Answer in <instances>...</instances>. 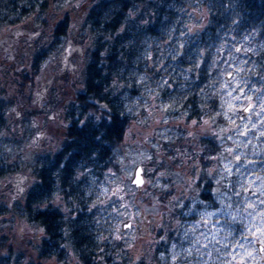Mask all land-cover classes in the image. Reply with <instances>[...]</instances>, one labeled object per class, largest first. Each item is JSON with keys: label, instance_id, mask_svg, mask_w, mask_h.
I'll use <instances>...</instances> for the list:
<instances>
[{"label": "clouds", "instance_id": "obj_1", "mask_svg": "<svg viewBox=\"0 0 264 264\" xmlns=\"http://www.w3.org/2000/svg\"><path fill=\"white\" fill-rule=\"evenodd\" d=\"M27 3L28 0H22ZM35 2V0H33ZM87 0H74L75 7L79 8L81 4ZM264 2V0H262ZM197 4L195 13L188 12L189 19L184 22L181 29L182 35L177 38L175 43H171V37L174 31L168 33V47L160 58L155 62L156 66H161L164 61L171 60L184 64L187 61L188 66L178 68L174 73L165 69L164 75L155 79L154 73H149L148 68L151 62L148 60V52L143 55L144 69L138 71L133 69L128 72L126 78L125 73L119 64H113V69L116 70V75L113 77L111 86L105 85L108 79L107 75L101 76L99 81H95L97 88H102L100 99H110V107L107 104H101L99 107L97 95H89L87 89L81 87L83 81L80 74L83 71L84 63L90 59L83 54V49L75 43L79 37H73L72 32H76L80 28L79 19H77L70 30L69 37L64 41L61 49L57 50V54L53 55L46 62V69L40 74V79L36 82L35 88H29L28 93L32 94V105L47 108L48 100L53 96L59 103L57 111L54 113V121L56 127H60L63 121V113L67 108L65 100L72 103L71 112L75 114V125H78V131L84 132L88 130L90 135L88 139L92 141L93 147L90 148L85 159L91 165L99 167L103 162V154L109 153L107 156L108 163L119 164V175L115 172L105 173V180L102 183H97L96 173L91 167L85 170V165L81 161L72 163L71 173L67 175V179L71 181L74 191L80 194L76 203H73L79 209L80 205H88L90 198L94 203H107L112 195H128L130 200L125 204V212L128 215H139L147 213L152 216L153 223L150 227L141 225L145 231H153L157 228L163 229L161 239L165 241L166 252H161L154 261L152 252L159 243L154 236L148 238L146 242L148 252L146 259L149 264H231L228 257L231 255L227 251L230 246L235 245L242 249L243 253L251 256L250 245H254L257 241H246L240 244L236 238V226L239 225L243 231V236H250L253 232L259 230L257 240L264 239V210H257V201L251 200L250 197L241 195L245 189L250 187L254 180H259L260 185L253 188V192L260 193L262 201H264V145L257 146V140L254 137H249L245 142L241 138V132H258L260 137H264V73L259 71V65L254 61L249 67H245L247 61L240 60L236 57V53L243 49L246 53L251 52L253 55H258L256 48L248 44V41L254 39L258 34V28L253 24V30L246 33L237 44L232 45L230 59L236 64L232 69L233 75L231 80L224 79L228 68H222L220 76L215 78L213 82L207 85L199 94L200 100L203 102L206 109V115H212L211 121L205 125H200L196 132L191 133L193 139L185 141L191 144L192 152L184 150L178 152L183 170L179 173L169 171L171 161L168 159L165 150L159 143H152L154 129L142 130V126L148 123L155 124L157 120H165L161 111H157V102L160 100L159 92L165 90L168 79L177 81L180 89L179 95H171L169 104L171 110L179 108L186 96L193 94L198 88L195 85V77L199 74V66L204 61L205 55L209 52V45L216 38V35L209 28L214 22L209 18L213 14H218L222 18L223 23L230 24L229 34L236 31L241 26L247 24L249 13L246 11V0H189V4ZM51 20V16L47 13L43 14ZM79 15V14H77ZM107 13L104 17H107ZM39 19V17H38ZM219 26V21L216 22ZM264 25V20L261 21ZM45 30L41 28L39 31L24 32L21 29H15L11 32L0 31V89L7 88L8 93L16 99L14 107L8 109V115L11 120L15 117H21L23 111L28 107L27 99H25L22 89H17L16 78L9 73L14 69H20L23 64L27 67L31 62V57L35 51L36 38L41 36ZM87 36L88 33H81ZM99 34V33H98ZM71 45L73 52H79V58L73 62L70 67L72 69V83L76 84L75 88L71 89L70 94L65 96V92L71 88V85H65L59 88L55 84V79L59 73V65L65 58L64 48ZM161 48L165 46L160 45ZM226 47V44L221 42L216 48L219 53ZM264 50V47H262ZM151 51V50H149ZM183 58V59H182ZM105 61H101V67ZM216 63L213 60V65ZM259 75L260 83L252 84L251 77ZM123 81V83H122ZM138 82V83H137ZM135 84L136 89H139L140 94L134 95L131 86ZM251 87L249 88V85ZM215 85V87H213ZM187 88V91L185 89ZM55 89V92H53ZM247 89V90H245ZM20 92L17 97L16 93ZM106 93V95H105ZM235 93V95H233ZM76 97H83L82 103L75 102ZM214 98H219L221 101L220 112L211 114L208 111L207 101ZM259 99L260 123H252L246 120L245 123L234 125L231 129H225L217 125L216 136H227L228 131L234 134L231 136L232 144L235 148L240 149L239 153H234L230 150L226 140H222V149L217 158V162L210 168H201L198 163L201 154L205 151L198 142V136L204 133H213L212 124L215 123V116H224L230 123L239 119L238 101H247L244 108H256L255 100ZM147 108L148 116H141V111ZM119 114L118 124L113 123V118ZM186 113L182 112L179 119H183ZM83 117V119H81ZM37 125H43V120H35ZM175 124V121H173ZM247 125V126H246ZM25 128L30 129L32 124H26ZM119 128L120 133L125 134L124 142L119 143V136L113 135L109 139L110 131L115 132ZM94 133V135H92ZM3 135V133H0ZM41 139L50 143L59 144L58 140H54L53 136L41 128ZM135 136V139L133 137ZM169 139L175 142V134L168 136L164 134L157 136V141L160 139ZM210 138V137H209ZM74 143H80L74 141ZM249 145L251 150L249 151ZM35 145H29L33 147ZM155 148L153 152L151 149ZM63 151V149H60ZM4 151L12 154L14 157L15 150L8 145H4ZM78 154V149L73 148L63 160L59 168L56 170L57 178L67 172V166L73 156ZM237 156L243 160V165L238 166ZM253 157H262L261 159H253ZM207 158V157H205ZM175 159V157H173ZM155 161H163V165L156 164ZM190 161V162H189ZM149 162L153 163L152 168H148ZM43 166L52 168L55 167L56 161L47 159L42 161ZM262 167L259 171L256 170V165ZM32 167L37 165L33 163ZM251 166V167H249ZM145 168L151 172L162 168L154 179L146 181L147 184L155 189V194L152 191L145 189H136L132 187V181L135 179V172L139 168ZM236 168L234 172L233 169ZM244 170L254 172V176H245ZM179 176V179L174 180L170 184L162 183L163 180L170 176ZM91 177L90 181L82 179ZM237 177V179H233ZM27 181L32 182L31 175L27 176ZM198 181L200 183L198 184ZM207 184V187L205 186ZM215 188H212V184ZM81 185H87L82 188ZM166 189H171L169 196L165 197L166 204L161 208L159 197L163 195ZM57 191L61 189L57 188ZM140 193L138 196L137 193ZM207 197V199L202 198ZM239 196V199L237 197ZM148 197L152 201V208L149 209L140 201ZM46 201L43 204H37L33 211L39 212L46 207ZM62 203V202H61ZM219 205V207H217ZM129 208H137L136 213L129 212ZM121 212H115V218L109 213L106 218L110 223H106L105 219L96 218V224L99 229L108 231L109 234L117 233L119 224L118 218ZM65 220L72 223L71 217L65 214ZM85 219L75 222L83 224ZM7 225L0 224V228L7 230ZM17 228V226H13ZM29 226L21 222L19 232L21 239L25 238L26 231ZM169 233H176L182 237L181 244L172 243L169 240ZM97 240L105 239L101 232L97 233ZM138 239V237H137ZM130 237L127 243H131ZM186 242V243H185ZM207 249V251H205ZM254 259H264V257H253ZM28 264V262H26Z\"/></svg>", "mask_w": 264, "mask_h": 264}, {"label": "trees", "instance_id": "obj_2", "mask_svg": "<svg viewBox=\"0 0 264 264\" xmlns=\"http://www.w3.org/2000/svg\"><path fill=\"white\" fill-rule=\"evenodd\" d=\"M246 2L249 22L236 31H232L231 34H229L231 25L223 23L222 18L218 17V14H213L209 17L214 23L206 27L204 31H208L210 28L216 35V38L209 45L210 50L199 66L198 76L195 77V85H198V88H196L193 94L186 96L180 107L174 109L171 114L177 116L184 112L186 113V121L191 118L196 120L197 123H201L204 120L211 121L212 115L205 114L206 109L203 102L200 100L199 93L207 85L211 84L215 78L220 76L222 68H228L229 70L226 72L228 73L236 67V64L230 59L231 47L237 44V41L241 40L246 33L253 30V24L257 26L258 34L254 39L249 40L248 44L253 45L259 54L253 55L251 52L246 53L241 49L240 52L236 53V57L240 60L247 61L245 67H249L255 61L256 64L260 66L259 71L264 73V50H262V47H264V25H261V21L264 20V2H262V0H246ZM65 4H67V0H35V2H33V0H28L27 3H23L22 0H0V29L7 25H17L29 18L36 21V23L44 24L43 14L47 13L51 8L61 9ZM196 8L197 4L192 3L190 5L189 0H97L90 4L83 19V23L88 26L85 29L87 33L91 32L95 36H98L97 40L95 38L91 40L93 48L90 51V59L84 71V88L88 90L89 95H97L98 103L107 104L110 107L111 97L100 99L99 96L103 89L97 88L94 82L99 81L101 76L107 75L108 79L104 83L107 86H111L113 77L116 75V70L112 67L113 64H119L121 66L125 73V78L128 72L133 69L140 71L141 66H144V63H140L142 50L145 46H149V44L151 45L152 57L150 61L151 66L148 68V71L149 73L155 74L154 78H161L164 75L165 69L174 73L178 68L187 67V61H185L184 64H180L179 62L166 60L161 66H156L155 62L168 47V33L174 31V35L171 37V43H175L177 38L182 35L181 29L183 28L184 22L189 19L188 12L195 13ZM105 13L108 14L107 17L102 18ZM70 20L68 12H64L61 17L55 21L51 32L52 38L50 40V45L48 47H40L32 54L29 64L32 73L38 72L41 63L47 58L49 50L52 51L57 49V47H61L67 37H69L71 30ZM217 21H219V26L216 24ZM119 25L125 26L124 29H118L117 27ZM71 34L75 37V32ZM110 36L112 37L111 42H105L106 38ZM79 41L81 42V39ZM221 42L225 43L226 47L217 53L216 48ZM109 43L110 47L102 57L98 58V56H95V49H107ZM161 44L165 47L161 48ZM117 57H119V61L116 59ZM213 60L216 61L214 65ZM101 61H105L103 67H101ZM27 77L28 76H25V74L20 76L23 84ZM251 81L252 84H257V86H259L260 76H252ZM22 82L19 84L20 89L25 85L22 86ZM213 87H215V85H213ZM250 87L251 84L249 85V88ZM131 88L133 94H135V92L139 94V91H135L134 89L135 84H133ZM185 91H187V88ZM170 94H181L177 81L172 79L167 80L165 90L161 92V99L164 100V102L169 101ZM83 100V97L75 98L77 104L82 103ZM258 102H260L259 99H256L255 104ZM207 104L208 111L211 114L221 111V101L219 98L209 100ZM7 107L8 102L0 98V133H3L4 130L7 129L5 113ZM70 107H72L71 102ZM97 107H99V104ZM68 113H70L72 125L67 128L69 132L67 134L68 138L63 144L65 154L61 151L54 154L53 159L56 161L55 167L48 168L41 165V169L37 171L40 183L35 189V193L30 194L31 199L29 202L26 201L25 203L28 205V209H30V214L28 213L27 216L28 218L29 216L32 218L30 224H37L44 234L40 241L41 245L37 257L42 260L56 255L57 261L62 262L67 256V247H71L78 257L80 264H149L141 255L135 260L131 253H127V255L122 256L119 262L114 261L112 255H109V253L114 252V246H111L110 241H108L109 235H106L108 231L99 229L95 221L97 217H100L101 219H105L106 223H110L106 218L109 216V213L113 216V210L116 207L115 203H117V200H115L113 196H110L107 203H94L90 198L89 204H81L79 209H77L73 203L74 199L76 203H79L77 197L82 194L74 191L71 181L67 179V175L71 173L72 163L74 161H81V163L85 165V170L91 167L96 173L97 183L104 180L105 173L117 171V167L116 164L107 162L106 158L109 155L107 152L103 154L104 159L99 167L89 164L85 157L88 155L90 148L93 147L92 141L88 139L90 132L88 130L84 132L78 131V127L74 124L75 114L71 112V109H69ZM121 118L119 114H116L113 118V123L118 124ZM81 119H83V117H81ZM230 124L231 123L224 119L223 116H215V123L212 124V126L214 128H216L217 125L227 127ZM3 135H0V179L11 175L14 171L16 172V168L12 167L7 159V152L2 149V143L5 142L3 140ZM92 135H94V133H92ZM113 135H118L120 142L123 133H120L117 127L115 132L110 131L109 139H111ZM175 137L174 143L169 139L160 141L166 155L173 159V157H175V153L173 152L174 147H178L183 151L187 150L188 152H192L191 144L185 143L187 138L182 133L175 135ZM198 139L200 142L199 144L205 147V151L200 156L199 164L201 168H209V164L205 157H209V154L212 155L214 152L220 150H218L215 144L216 141L213 135L199 137ZM74 141H79L80 143L77 144L74 143ZM73 148L78 149V154L72 157V160L67 166V172L58 179L56 170L59 167L57 166L60 161L62 162L67 157L68 153ZM173 162L176 164L178 163L177 156L173 159ZM170 169L169 167V170ZM82 179L90 181L91 177H82ZM169 180L170 179H166L163 181L167 182ZM199 183L200 181H198V184ZM86 186L87 185H81L82 188ZM205 186L207 187L206 183ZM57 188L61 189V191L58 192L61 197L59 201H57V204H50L48 209L34 212V205L43 198L41 194L47 192L49 198L52 199L51 196ZM212 188L214 189V187ZM36 193L40 194L37 195ZM202 198L207 199V197L203 196ZM30 206L32 207L30 208ZM66 210L67 214L72 219V223L65 220ZM82 218L85 219L83 224L75 223L81 221ZM98 232H101L105 239L97 240L96 236ZM162 234V229H159L155 234V238L159 243L156 245L155 252L152 255L154 261L161 252H166L165 241L161 239ZM0 240L1 249H6L5 252L0 253V264H26L14 260L11 249L9 246H6L5 237L2 236ZM169 240L178 245L182 242L179 241V235H174L173 233H169ZM116 249L119 250L120 247L116 246ZM54 251H56V253H54ZM17 256L19 257V255ZM117 256L119 257L120 255ZM28 264H41V262H28Z\"/></svg>", "mask_w": 264, "mask_h": 264}, {"label": "rangeland", "instance_id": "obj_3", "mask_svg": "<svg viewBox=\"0 0 264 264\" xmlns=\"http://www.w3.org/2000/svg\"><path fill=\"white\" fill-rule=\"evenodd\" d=\"M97 0H87L86 3H83L80 5L79 8L75 7V3L74 0H67V4L63 5V7L61 9H55V8H51L49 9V11L47 12L48 15L51 16V20L48 19L47 16L44 15V24H39L36 23V21L32 20V19H25L24 21H22L21 23L17 24V25H7L2 27V29H0V31H13L15 29H21L24 32H28V31H39L41 28H43L45 31L41 34V36L36 38V44H35V51L33 52V54L36 52V50H38L40 47H48L50 45V40H51V32L54 26L55 21L61 17V15L64 12H68L69 16H70V29H72L73 23L79 19V22H81V18H80V14L82 13V10L85 8L87 9L88 6L92 3H94ZM68 9V10H67ZM79 14V15H77ZM133 14V13H132ZM132 16V15H131ZM74 33V32H73ZM81 33H87V31L78 29L75 32V37H78L79 35H81V37H79L81 39V42L79 40L75 41L81 44V48L83 49V54L86 57H89V55L91 54L90 51L93 48V44L91 43V40L94 39L95 35L92 34L91 32H88L89 37L82 35ZM73 36V34H71ZM74 37V36H73ZM92 37V38H91ZM68 38V37H67ZM64 44V43H63ZM71 47V45H70ZM149 47V46H147ZM61 49V47H57V49L55 50H49L48 51V56L47 58H45L43 60V62L41 63L40 68L38 69V72L36 73H32V71L29 68V65L27 67H25L23 64L21 65L20 69H14L13 72L9 73V75H12L16 78V87L17 89L19 88V84L20 82H22V80L20 79V76L22 74H25V76H28L26 81H25V85L22 82V86L21 89L23 90L25 99H27L28 102V107L31 110V113L29 116L23 118L19 120L18 122L16 121V119H18V117H15L14 119L11 120L10 123V119H9V115H8V109H10L11 107L15 106L16 103V99L13 98L9 93H8V89L7 88H3L0 89V98L6 100L8 102V107L7 110L5 111L6 113V120H7V129L4 130L3 132V140L5 141L4 143H2V149H4V145H8L10 146L12 149L15 150L14 153V157L12 158V154L7 152V159L8 161L11 163L12 167L16 168V172L19 173L20 175H29V173H31V162L35 161V158H40L43 157L44 155H52L53 153L57 152V150L59 149V144L57 143H50L47 141H44L43 145H45L44 147H39L37 145L38 143V139L36 140V138H34V135L39 134V129L43 128L48 135L53 136L54 140H60L59 136L62 134V128L56 127L55 124L53 123L55 119V117H53L52 119H48V117L46 118V116L51 112V113H55L59 107V103L55 100L54 96L48 100V104L47 107H40V106H33L32 105V94L28 93V89L29 88H35L36 82L41 78L40 74L42 72L45 71L46 69V62L55 54H57V50ZM64 51V49H63ZM71 51L70 49H67V52ZM143 52H144V48L142 50V55L140 57V63L142 64L143 62ZM65 53V52H64ZM145 53V52H144ZM80 53L79 52H71L70 58L72 59V62L74 60H77L79 58ZM151 57H152V53H151ZM151 61V58H150ZM88 60L84 63V67H83V71L80 74L81 79L83 81L81 87H83L84 85V71H85V66L87 64ZM61 64L59 65V73L57 75V78L55 79V84L57 87H59L58 85V79L61 77L64 82V86L65 85H71V88H69L66 92H65V96H67L68 94H70L71 89L75 88L77 85L72 83V69H69L67 66H64L62 68H60ZM144 66H141V72L143 71ZM66 70L65 76L64 78L62 77V72ZM155 79H159V78H155ZM232 79V77H231ZM229 79V80H231ZM138 83V82H137ZM63 86V87H64ZM62 87V86H61ZM135 91H139V89H136V87L134 88ZM53 92H55V89H53ZM140 94V91H139ZM139 94H135L134 95H139ZM160 100L157 102V111H161V106H162V114L165 117H168V119L165 120H157L156 123L153 125L151 123L145 124L142 126V130H152L154 129L153 132V137H152V143H159V145L162 146V143L160 142L161 140H168L167 138L165 139H160L159 141H157V136H162L164 134H167L168 136H172L173 134L178 135V134H183L188 141H191L193 139L191 133L196 132L198 127L200 125H205L207 126V124L209 123V121L204 120L201 123H197L196 120L194 119H189L188 121L185 120V116L184 118L181 120L179 119V117L181 116V114L175 116L172 113L173 110L170 111L171 109V105L169 104V102H164V100H162V95L161 92L158 93ZM233 95H235V93H233ZM16 96L19 97L20 96V92L18 91L16 93ZM70 101L65 100V103L67 104V107H70ZM238 104H240V107L238 108V114H239V119L234 121V123H231L229 126L227 127H223L226 130L227 129H231L234 127V125H240L242 123H245L246 120L251 121L252 123H260V116L261 114L259 113V103L258 102L256 104V108L254 110H252L250 108L249 112L244 115L243 113H241V109L243 107V105L245 103H247V101H238ZM36 107H40L39 109H36ZM28 108H26L24 110V112H27ZM148 109L145 108L141 111V116L143 117H147L148 116ZM171 115H170V114ZM224 117V116H223ZM258 117V118H257ZM43 120V125H37L36 123H34L35 120ZM224 119H226L228 122L229 120L224 117ZM49 120H52L49 122ZM173 121H175V124H173ZM62 123V122H61ZM26 124H32V127L30 129L25 128L24 126ZM48 124V125H47ZM45 125H47V127L45 128ZM61 125V124H60ZM52 126V127H51ZM247 126V125H246ZM48 127H51L48 129ZM213 128V133H204L198 136L199 137H205L208 135H213L215 141H216V145L218 150L217 152H214V154L212 155H208L209 157L205 158L207 163L209 164V168L214 165L217 162V158L220 155L221 151H223L222 149V140H226L227 144L230 147V150H232L234 153H239L241 150L238 148H235V146L232 144V140H231V136L234 134L232 131H228L227 132V136H224V134L222 133L221 136H216L214 133L215 131H217V127ZM249 137H254L257 140V146L260 145H264V137H260L258 135V132H241V138L243 141L247 142ZM124 138L125 136L123 135L121 141L119 143H123L124 142ZM41 139V138H40ZM133 139H135V136L133 137ZM42 140V139H41ZM199 142V139H198ZM200 143V142H199ZM29 145H35L33 147H29ZM251 145H249V151L251 150ZM153 152L156 151L155 148L151 149ZM179 151H183L178 147H174L173 148V152L175 153V157L177 156V160L178 163H174L173 159L167 155L168 159L171 161V165H170V170L173 173H179V170H175L178 166L181 167L180 164V157L176 152ZM262 157H253V159H261ZM190 162V161H189ZM156 164H160L163 165V161H155ZM238 166H242L243 165V160L241 159L240 156H237V161H236ZM28 165V166H27ZM176 166V167H175ZM117 167V171H115V173L117 175H119V169H120V165L116 164ZM148 168H152L153 167V163L149 162ZM251 167V166H249ZM262 166L257 164L256 165V170L259 171L260 168ZM143 175L145 178V184L142 187V189L147 188L148 191H152L155 194V189H152L151 186L149 184L146 183V181L150 180V179H154L159 171L163 170L162 168L156 169L154 171H147L145 168H143ZM233 171H236V168L233 169ZM15 172V171H14ZM14 172L11 175H8L2 179H0V224L3 225H7V230H5L4 228H0V239L1 237H5L6 238V246H9V248L11 249L12 252V256L14 257V260L19 261L21 263H26V262H36L39 261L41 262V264H80L78 257L76 256V254L73 252V250L71 249V247H67V256L61 260H63L62 262L57 261L56 259V255H53L51 258H46V259H39L37 257L39 248H40V241L41 238L43 237V232L40 230V228H38L35 225H31L30 221H28V217L27 214L25 213V198H26V192L24 191L23 194L20 195V190L19 187L22 186V184L19 182L17 184H13V180H15L14 176ZM113 172V171H110ZM244 175L245 176H254L255 173L251 172V171H247L244 170ZM168 179H170L169 181L165 182L162 181V183L164 184H170L172 183L174 180H177L176 176H170L168 177ZM233 179H237V177H233ZM105 180V178H104ZM103 180V181H104ZM103 181L99 182L102 183ZM215 188V184H212ZM260 185V181L259 180H254L252 185L248 188L245 189V192L242 193L241 195L243 196H247L250 197L251 200L253 201H257V210H264V201H262L260 193L258 191L253 192V188L254 187H258ZM133 188H135L134 186H132ZM173 191L171 189H166L163 193V195H161L159 197V201H160V205L161 208H163V206L166 204V200L165 197L169 196L170 192ZM137 195L139 196L140 193L138 191ZM113 198L115 200H117V203H115L116 207L113 210V218H115V212L117 210H119L121 212V216L118 218L119 223L126 219V218H131L133 220V225L130 229H127L124 232H120L119 231V224H118V228H117V232L119 235V238H117V233H113V234H109L106 233V235H109V239L108 241H110L111 246H114L113 250L114 252L109 253V255H112V259L114 261H121L122 256L127 255V253H131L133 255V258L135 260L138 259V256L141 255L143 256V259L145 261H148V259H146V255L148 252V247L146 242L148 241V238L151 236L155 237V234L157 233V231L159 230V228L153 230V231H147L145 232L140 226L143 225L145 227H150L153 223L152 220V216L147 214V213H141L139 215H128L125 212V204L130 200V197L128 195H112ZM60 194L58 193L57 190H55L51 196L52 200L49 199L48 203L49 204H57V200L60 199ZM237 199H239V196L237 197ZM142 204L146 205L149 209L152 208V201L150 200V198L148 197H144L141 201ZM217 207H219V205H217ZM129 212L132 213H136L138 211L137 208H129L128 209ZM141 216V217H140ZM21 222L26 223L29 226V230L26 231L25 233V238L21 239L20 237V232H19V225L21 224ZM17 226V228H13V226ZM163 231V229H162ZM174 235H177L176 233H173ZM236 238L237 240H239L240 244H244L246 241H257V242H264V239L262 240H257V237L259 235V230L257 229V231L253 232L250 236H243V239H240V237L243 235V231L240 228L239 225L236 226ZM163 236V234H162ZM132 239L131 243H127V241H129V239ZM138 237V239H137ZM179 241H182V237L179 236ZM1 242V240H0ZM186 243V242H185ZM116 246L120 247V249L117 250ZM6 249H1L0 247V253L1 252H5ZM205 251H207V249H205ZM231 253V255L228 257V259L231 261V264H264V259H254L253 257H264V252L261 255H258L255 244L254 245H250V251H251V256L246 255L243 253L242 249L237 248L235 245L230 246V248L227 250ZM155 250L152 252V255L154 254ZM54 253H56V251H54ZM19 255V257L17 256ZM117 255H120L119 257ZM18 257V258H17ZM149 262V261H148Z\"/></svg>", "mask_w": 264, "mask_h": 264}, {"label": "flooded vegetation", "instance_id": "obj_4", "mask_svg": "<svg viewBox=\"0 0 264 264\" xmlns=\"http://www.w3.org/2000/svg\"><path fill=\"white\" fill-rule=\"evenodd\" d=\"M88 9V8H87ZM87 9H83L82 10V13L80 14V18H81V22H80V28L79 29H81V30H84V29H86L88 26L87 25H84V23H83V19H84V17H85V14H86V12H87ZM124 27L125 26H118L117 28L118 29H121V28H123L124 29ZM125 34H127V33H125ZM128 35V34H127ZM97 36L98 35H96L94 38L97 40ZM78 37H81V35H79ZM125 38V37H124ZM80 39V38H79ZM111 40H112V37L110 36V37H107L106 38V40H105V42H111ZM80 47H81V44L80 43H78V42H76ZM109 47H110V43H109V45H108V47H107V49L106 48H104V49H95V56H98V58H100V57H102L104 54H105V52L109 49ZM71 47H70V45L67 47V49H70ZM67 49H66V51H65V58H64V60H63V62L61 63V66H60V68H62V67H64V66H67L69 69H71V67H70V65L73 63V62H75L76 60H74L73 62H72V59L70 58V55H71V52H72V50L71 51H68L67 52ZM149 50H151V45L149 44V47H147V46H145L144 47V52H148L149 53V55H148V60L150 61V58H151V53H152V50L151 51H149ZM144 52H143V55H144ZM97 58V59H98ZM118 61H119V57H117L116 58ZM65 73H66V70L65 71H63L62 72V77L64 78V76H65ZM63 80L64 79H62L61 77L58 79V85H59V88H63V86H64V82H63ZM113 82V81H112ZM123 83V82H122ZM62 86V87H61ZM83 88H84V85H83ZM70 103V102H69ZM99 105H101V104H103V103H98ZM97 104V105H98ZM96 105V106H97ZM28 108V110L29 111H27V112H24L23 111V113H22V116H23V118H24V116L25 117H27V116H29L30 115V113H31V110H30V108L29 107H27ZM40 107H36V109H39ZM48 108V107H47ZM45 109V108H44ZM69 109H71V107H67L66 108V110L64 111V113H63V121H62V123H61V125H60V127L59 128H62V134L59 136V138H60V140H59V149L57 150V152L58 151H61L60 149L62 148L63 149V144L65 143V141H66V139L68 138V136H67V134L69 133L68 131H67V128H68V126H70V125H72V121L70 120V113H68V111H69ZM22 116L21 117H18V119H16V121L18 122L19 120H21L22 119ZM48 117V119H52L53 117H54V113H49L47 116H46V118ZM52 120H54V119H52ZM52 120H49V122L50 121H52ZM74 124H75V122H74ZM48 125V124H47ZM47 125H45V128L47 127ZM77 127H78V125H76ZM52 127V126H51ZM51 127H48V129L49 128H51ZM46 130V129H45ZM40 132H41V129H39V134H38V136L37 135H34V138H36V140L38 139L39 141H38V143H37V145L39 146V147H44L45 145H43V143H44V140H41L40 138H41V135H40ZM123 135L125 136V134L123 133ZM123 135H122V137H123ZM63 154H65V152H64V150L63 151H61ZM179 152H183V151H179ZM56 153V152H55ZM55 153H53L52 155H44L43 157H40V158H35V161H33V162H31V165L33 164V163H35L37 166L36 167H32L31 166V173H29V175H31V177H32V182L29 184L28 183V181H27V176L28 175H20L19 173H17V172H14V174H15V176H14V178H15V180H13V184H17V183H21L22 184V186H20L19 187V189L18 190H20V195L21 194H23V192L25 191L26 192V198H25V203H26V201H28L29 202V200L31 199L30 198V194H32V193H35V189L38 187V184L40 183V178L38 177V174H37V171L38 170H40L41 169V165H43V163H42V161L43 160H45V159H47V160H53V157H54V154ZM63 162V161H62ZM61 161L59 162V164H58V166L57 167H59L60 165H61V163H62ZM198 163H199V161H198ZM180 164H181V167L180 166H178L175 170H179V172H181L182 170H183V166H182V162H181V159H180ZM28 166V165H27ZM176 167V166H175ZM53 171H55V170H53ZM176 178L177 179H179V176L177 175L176 176ZM37 195H39L40 193H36ZM41 195H43V198H42V200H40V201H38V203L37 204H43L45 201L47 202L46 203V207H44V208H42V210H45V209H48L49 208V203H48V201H49V195H47V192H44L43 194H41ZM52 200V199H51ZM57 201H59V200H57ZM56 201V202H57ZM36 204V205H37ZM36 205H34V207L36 206ZM25 206L26 207H24L25 208V213H27V216H28V213L30 214V209H28V205L27 204H25ZM32 206H30V208H31ZM28 221H32V218H31V216H29V218H28ZM133 221V220H132ZM35 226H37L38 228H40L37 224L35 225ZM41 230V229H40ZM42 231V230H41ZM44 235V234H43Z\"/></svg>", "mask_w": 264, "mask_h": 264}, {"label": "water", "instance_id": "obj_5", "mask_svg": "<svg viewBox=\"0 0 264 264\" xmlns=\"http://www.w3.org/2000/svg\"><path fill=\"white\" fill-rule=\"evenodd\" d=\"M66 49H67V48H64V52L66 51ZM232 75H233V72L230 71V72H228V73H226V74L224 75V79L229 80V79H231ZM245 104H246V103H245ZM249 110H250V109H249ZM249 110H248V111H245V108H244V106H243L242 109H241V112H242L244 115H246V114L249 112ZM143 171H144L143 167L137 169L136 172H135V179L131 182V183H132V186H134V187H135L136 189H138V190H139V189H142V187H143L144 184H145V178H144V175H143ZM137 176L139 177V179H141V180L143 181L142 184H137V182H136ZM140 217H141V216H140ZM132 225H133V224H132V220H131V218H126V219L122 220V221L119 223V231H120V232H124V231H126L127 229H130V228L132 227ZM255 247H256V250H257L258 255L263 254V252H264V242H256V243H255Z\"/></svg>", "mask_w": 264, "mask_h": 264}, {"label": "snow or ice", "instance_id": "obj_6", "mask_svg": "<svg viewBox=\"0 0 264 264\" xmlns=\"http://www.w3.org/2000/svg\"><path fill=\"white\" fill-rule=\"evenodd\" d=\"M250 108H251V107L246 108L245 111H248ZM251 109L254 110V108H251ZM136 182H137V184H142V183H143V181H142L141 179H139L138 176H137Z\"/></svg>", "mask_w": 264, "mask_h": 264}]
</instances>
